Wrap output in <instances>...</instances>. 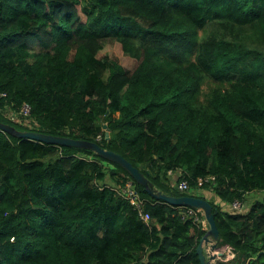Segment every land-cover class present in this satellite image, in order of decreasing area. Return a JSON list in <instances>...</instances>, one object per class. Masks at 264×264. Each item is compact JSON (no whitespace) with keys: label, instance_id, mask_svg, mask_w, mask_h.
<instances>
[{"label":"trees","instance_id":"trees-1","mask_svg":"<svg viewBox=\"0 0 264 264\" xmlns=\"http://www.w3.org/2000/svg\"><path fill=\"white\" fill-rule=\"evenodd\" d=\"M24 104L30 127L5 116ZM0 122L95 142L168 196L245 204L207 200L236 253L218 264H264V0H0ZM185 208L90 150L0 130V264H200Z\"/></svg>","mask_w":264,"mask_h":264},{"label":"water","instance_id":"water-1","mask_svg":"<svg viewBox=\"0 0 264 264\" xmlns=\"http://www.w3.org/2000/svg\"><path fill=\"white\" fill-rule=\"evenodd\" d=\"M0 130L13 135L19 139H28L35 142L56 146H67L80 149H86L94 152L96 155L105 159L108 162H113L125 169L128 174L133 178L135 183L145 190L151 197L156 200L164 201L172 206L177 207H190L194 208L202 213L204 222L207 226V232L199 241L196 248V252L199 256L200 264H216L213 261L216 260V255L213 252L217 248L219 240V231L215 222L213 207L209 201L190 196L173 197L168 196L165 193L159 191L154 185L147 179V177L139 169L133 167V165L124 159L120 154H117L110 150H105L95 142H89L85 140H75L68 137L61 136H49L33 131H18L13 126L3 124L0 122ZM105 130L106 140L109 139L110 131L107 129V125H103ZM205 248L209 249L208 253H205Z\"/></svg>","mask_w":264,"mask_h":264},{"label":"built area","instance_id":"built-area-1","mask_svg":"<svg viewBox=\"0 0 264 264\" xmlns=\"http://www.w3.org/2000/svg\"><path fill=\"white\" fill-rule=\"evenodd\" d=\"M30 107L27 104H24L21 109L18 112H11L9 110L6 111V117L12 122H15L22 126H29L30 122L28 120ZM168 174H171V171L168 172ZM215 177L209 176L206 178H198L197 179V186L201 187L205 183L214 182ZM177 189L180 192H186L189 190V183L188 181L184 180L180 182L177 185ZM120 194L126 198L129 203L133 206V208L137 211L138 216L140 219L146 223L149 224L150 216L147 212H145L143 207V200L137 191V188L133 181L128 180L125 182L123 187L120 189ZM232 209L243 212L246 209V205L235 200L234 202L228 204ZM183 218H190L192 219L193 223L196 226H200L203 230H206V225L203 220V217L199 214V211L193 209V208H185L180 211ZM209 249L205 248V253H208ZM213 254L216 255V260L213 261V263L218 264L219 262H230L235 259L236 253L233 247L229 245H223L216 248V250L213 252Z\"/></svg>","mask_w":264,"mask_h":264},{"label":"rangeland","instance_id":"rangeland-1","mask_svg":"<svg viewBox=\"0 0 264 264\" xmlns=\"http://www.w3.org/2000/svg\"><path fill=\"white\" fill-rule=\"evenodd\" d=\"M104 51L108 52L111 56L117 58L120 64L122 65V67H124L127 70H132L134 62L122 53L120 46L116 42H113V41L105 42ZM205 193L206 192H204L203 195H205ZM206 195H207V200L220 205L222 207V210H227L230 208L228 204H225V203L222 204L221 201L218 198H216L214 195H211L210 192H207ZM258 198H260L259 194L250 193V195H248L249 204Z\"/></svg>","mask_w":264,"mask_h":264},{"label":"clouds","instance_id":"clouds-1","mask_svg":"<svg viewBox=\"0 0 264 264\" xmlns=\"http://www.w3.org/2000/svg\"><path fill=\"white\" fill-rule=\"evenodd\" d=\"M203 217V216H202ZM206 225V224H205ZM206 228H207V226H206Z\"/></svg>","mask_w":264,"mask_h":264},{"label":"crops","instance_id":"crops-1","mask_svg":"<svg viewBox=\"0 0 264 264\" xmlns=\"http://www.w3.org/2000/svg\"><path fill=\"white\" fill-rule=\"evenodd\" d=\"M205 195H206V193H205Z\"/></svg>","mask_w":264,"mask_h":264}]
</instances>
